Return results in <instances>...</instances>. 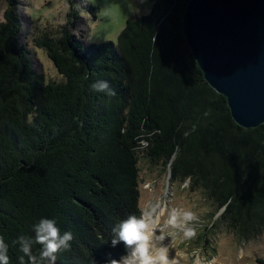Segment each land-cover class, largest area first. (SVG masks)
I'll use <instances>...</instances> for the list:
<instances>
[{
    "label": "trees",
    "instance_id": "obj_1",
    "mask_svg": "<svg viewBox=\"0 0 264 264\" xmlns=\"http://www.w3.org/2000/svg\"><path fill=\"white\" fill-rule=\"evenodd\" d=\"M188 0H154L116 42L84 44L72 2L56 32L33 38L63 81L45 83L19 42L16 0L0 21V236L9 264L18 238L55 219L73 234L56 264H107L126 254L113 229L138 214V156L169 164L240 239L264 232V124L234 122L185 43ZM96 18L97 7L88 6ZM105 81L107 89L93 84ZM42 246L33 244V254ZM264 264L262 259H257ZM23 264H29L24 257Z\"/></svg>",
    "mask_w": 264,
    "mask_h": 264
},
{
    "label": "rangeland",
    "instance_id": "obj_2",
    "mask_svg": "<svg viewBox=\"0 0 264 264\" xmlns=\"http://www.w3.org/2000/svg\"><path fill=\"white\" fill-rule=\"evenodd\" d=\"M72 2L77 11V25L73 33L84 44L116 42L118 34L129 17H140L150 11L154 0H16L20 19L19 42L26 47L31 63L45 83L63 81L52 61L33 38L42 32H56L67 20L66 15ZM98 8L93 18L88 6ZM6 0H0V21L3 20ZM138 205L145 208L150 201L161 206L166 213L172 208L191 211L194 219L172 229L176 234L173 242L169 237L165 243L171 245L170 258L176 264H259L264 261V232L249 239H240L216 220L212 205L200 189L189 188V180L173 177L169 164L151 160L139 148ZM221 213V212H220ZM192 229L196 235L184 238L183 232Z\"/></svg>",
    "mask_w": 264,
    "mask_h": 264
},
{
    "label": "water",
    "instance_id": "obj_3",
    "mask_svg": "<svg viewBox=\"0 0 264 264\" xmlns=\"http://www.w3.org/2000/svg\"><path fill=\"white\" fill-rule=\"evenodd\" d=\"M182 21L204 80L225 97L234 122L264 124V0H188Z\"/></svg>",
    "mask_w": 264,
    "mask_h": 264
},
{
    "label": "clouds",
    "instance_id": "obj_4",
    "mask_svg": "<svg viewBox=\"0 0 264 264\" xmlns=\"http://www.w3.org/2000/svg\"><path fill=\"white\" fill-rule=\"evenodd\" d=\"M96 91H107L108 96L116 95L109 89L108 83L93 84ZM191 211L180 212L172 208L166 213L161 212V206L156 201H150L145 208L138 210V214H130L122 219L113 229L115 233L111 239V245L115 247L123 243L126 254L120 259H111L107 264H176L175 258H170L171 245L165 241L176 234L172 229L180 227L184 222L193 220ZM35 239L21 236L18 238L21 256V264L27 257L29 264H56L57 255L70 250L73 234L69 231L61 233L55 219L42 218L34 225ZM196 235L194 230L183 232L184 238H192ZM33 244L41 245L39 255L33 254ZM0 264H9L8 246L4 237L0 236Z\"/></svg>",
    "mask_w": 264,
    "mask_h": 264
}]
</instances>
